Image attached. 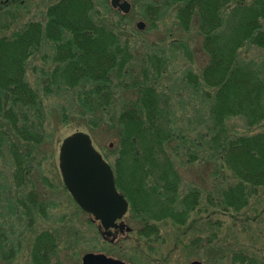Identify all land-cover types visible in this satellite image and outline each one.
<instances>
[{"label": "trees", "instance_id": "obj_1", "mask_svg": "<svg viewBox=\"0 0 264 264\" xmlns=\"http://www.w3.org/2000/svg\"><path fill=\"white\" fill-rule=\"evenodd\" d=\"M169 5L175 6L173 20L180 31L194 28L201 36V49L208 58L201 70L184 77L208 106L210 134L202 143L218 159L215 174L221 169L228 172L226 185L218 188L214 183L215 193L206 198L210 206L238 212L248 205L249 194L264 186V132L238 135L225 123L242 117L252 128L264 121V62L245 64L239 57L247 43L264 50V0H163L145 6L146 20L154 23L163 12L161 6ZM100 16L95 0H58L47 8L45 23L30 22L10 36H0V139L7 135L13 139L15 182L26 183L31 146L44 140L40 125L26 113L40 106L26 72L29 58L48 40L54 43L53 78L68 89H82L76 98L79 113L92 123L103 117L116 96L110 85L113 75L132 90L130 105L108 122L118 138L112 166L116 187L127 199L132 218L147 226L142 234L154 230L152 220L183 225L198 208L200 194L191 189L179 196L181 179L171 159L178 139L163 119L146 69L142 79L131 76L129 63L138 55L131 50L139 33L123 29L124 14L112 22H102ZM148 57L160 72L161 58ZM189 160L197 158L192 155ZM43 243L39 238L33 250L36 264H43Z\"/></svg>", "mask_w": 264, "mask_h": 264}, {"label": "rangeland", "instance_id": "obj_2", "mask_svg": "<svg viewBox=\"0 0 264 264\" xmlns=\"http://www.w3.org/2000/svg\"><path fill=\"white\" fill-rule=\"evenodd\" d=\"M57 1L0 0V36H10L30 22L45 23L47 8ZM95 1L100 21H116L122 15L111 7V0ZM126 1L131 11L121 20L123 29L139 33L131 50L138 53L129 63L131 76L142 79L146 69V81L156 90L162 117L178 139L171 159L181 179L179 196L197 190L198 208L183 225L169 219L152 220L154 230L149 235L142 234L147 226L133 219L128 211L123 222L133 230L131 234L120 237L115 244L103 240L99 223L80 209L64 186L59 151L66 137L83 132L104 161L113 166L118 138L117 130L108 121L130 105L132 90H126L125 84L113 75L110 85L116 96L103 117L92 123L90 117L79 113L76 98L82 89H68L53 78L54 43L45 40L27 63L26 80L37 92L40 106L26 113L34 125H40L44 140L31 146L25 184L17 186L15 182L13 139L10 141L8 135L0 139V264H34L32 244L43 231L57 237L50 264H82V258L89 253H103L128 264H264V186L249 194L248 205L238 212L210 206L206 198L215 193L214 183L218 188L226 185L224 176L228 172L221 169L215 174L218 159L202 143L210 134L208 106L184 79L208 61L201 49V36L194 28L186 33L180 31L173 20L175 6H161L159 19L147 21L145 6L163 0ZM138 22L145 25L141 31L136 28ZM261 24L264 28V21ZM149 55L161 58L160 72L152 68L154 59ZM239 57L245 64H262L264 50L247 43ZM225 126L229 132L244 136L264 132V121L248 128L242 117L226 121ZM192 155L197 160H189ZM30 201L42 207L28 204Z\"/></svg>", "mask_w": 264, "mask_h": 264}, {"label": "water", "instance_id": "obj_3", "mask_svg": "<svg viewBox=\"0 0 264 264\" xmlns=\"http://www.w3.org/2000/svg\"><path fill=\"white\" fill-rule=\"evenodd\" d=\"M110 4L123 14H128L131 10V5L126 0H111ZM144 27L143 22L136 25L138 30H143ZM59 169L66 189L79 207L100 221L105 230L115 227L116 220L126 213L128 203L118 193L111 167L95 150L88 134L77 132L63 140L59 151ZM127 231L130 229L127 228ZM82 263L126 264L92 253L84 255ZM191 264L201 263L194 261Z\"/></svg>", "mask_w": 264, "mask_h": 264}, {"label": "flooded vegetation", "instance_id": "obj_4", "mask_svg": "<svg viewBox=\"0 0 264 264\" xmlns=\"http://www.w3.org/2000/svg\"><path fill=\"white\" fill-rule=\"evenodd\" d=\"M28 204H31L32 206H39L40 208L42 207L41 205L37 204V203H32L30 201V203ZM93 222H97V221H93ZM122 222H123V219H122ZM99 223V222H97ZM121 223L120 221H117V224ZM123 224L126 226L127 228V225L123 222ZM98 227V230L100 231V234L103 238V240L109 244H115L116 242H119L120 240V237L124 238L125 235H130L131 232L133 231L131 229V231H126V228L121 226V225H118L116 227H113V228H110L109 230L107 231H104L102 229V227L100 226V224L97 226ZM143 230V229H142ZM43 238L44 239V243L41 244L43 247H44V251H41V254L42 252H46V255L44 256V259H43V264H50V261H51V257H53V253L55 252V249L57 247V242H56V236L53 235L51 232L49 231H43V232H40L36 237H35V241H33V244H32V261L34 264L35 263V260L33 258L34 256V251H35V246L36 244L38 243V239L39 238ZM38 245V244H37ZM39 247V246H38ZM47 249V250H46ZM34 250V251H33ZM38 252V251H37ZM96 254H103V253H96ZM107 257H110V258H113L112 256H108L106 254H103ZM116 259V258H115Z\"/></svg>", "mask_w": 264, "mask_h": 264}]
</instances>
